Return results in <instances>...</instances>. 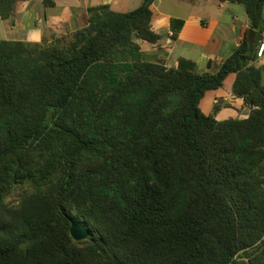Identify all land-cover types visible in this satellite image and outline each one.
Here are the masks:
<instances>
[{
  "label": "trees",
  "instance_id": "1",
  "mask_svg": "<svg viewBox=\"0 0 264 264\" xmlns=\"http://www.w3.org/2000/svg\"><path fill=\"white\" fill-rule=\"evenodd\" d=\"M25 1L0 0V18ZM155 1L0 40V264H264V0H219L245 7L256 39L208 72L143 60L137 41L162 39ZM231 74L251 113L218 121L200 104Z\"/></svg>",
  "mask_w": 264,
  "mask_h": 264
},
{
  "label": "crops",
  "instance_id": "2",
  "mask_svg": "<svg viewBox=\"0 0 264 264\" xmlns=\"http://www.w3.org/2000/svg\"><path fill=\"white\" fill-rule=\"evenodd\" d=\"M43 1L20 2L12 19L4 21L0 18V40L40 43L44 38L70 34L84 27L87 10L90 7L109 5L111 10L125 13L131 11L127 8L132 2V0H54L55 7L45 8ZM138 1L141 2L140 5L143 3V0ZM175 8L181 9L182 12L180 11L179 15L172 13ZM152 10L153 31L162 39L157 44L143 40L137 42L141 47L144 61L161 63L167 68H177L179 60L186 59L196 63L199 72L214 71L233 54L245 38L251 42H255L256 39L246 9L241 4L219 0H156ZM173 19L184 22L176 39L172 38ZM256 45L258 50L259 42ZM210 64L213 69L209 68ZM254 65L263 70L264 81V57L256 59ZM235 80L236 75L231 74L223 88L206 94L200 104L205 115H212L217 104L221 106L215 115L218 121L249 117L250 107L233 93Z\"/></svg>",
  "mask_w": 264,
  "mask_h": 264
},
{
  "label": "water",
  "instance_id": "3",
  "mask_svg": "<svg viewBox=\"0 0 264 264\" xmlns=\"http://www.w3.org/2000/svg\"><path fill=\"white\" fill-rule=\"evenodd\" d=\"M70 235L74 241L80 242L86 240L90 236V231L86 226L79 225L71 220Z\"/></svg>",
  "mask_w": 264,
  "mask_h": 264
},
{
  "label": "rangeland",
  "instance_id": "4",
  "mask_svg": "<svg viewBox=\"0 0 264 264\" xmlns=\"http://www.w3.org/2000/svg\"><path fill=\"white\" fill-rule=\"evenodd\" d=\"M139 2L138 0H132V2L128 5V8L127 9H130L131 11L136 9L137 7H139ZM182 10L179 9V8H175L172 10V13L176 14V15H179ZM19 196H18V193L16 192V194L14 196H12L9 201H11L12 203H15L16 204V201L18 200Z\"/></svg>",
  "mask_w": 264,
  "mask_h": 264
},
{
  "label": "built area",
  "instance_id": "5",
  "mask_svg": "<svg viewBox=\"0 0 264 264\" xmlns=\"http://www.w3.org/2000/svg\"><path fill=\"white\" fill-rule=\"evenodd\" d=\"M264 57V34L263 38L259 41V46L257 50V59H262Z\"/></svg>",
  "mask_w": 264,
  "mask_h": 264
}]
</instances>
